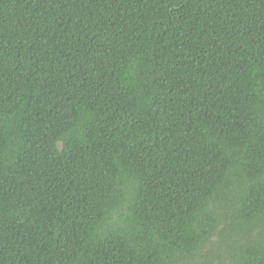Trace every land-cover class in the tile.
<instances>
[{"label":"trees","instance_id":"1","mask_svg":"<svg viewBox=\"0 0 264 264\" xmlns=\"http://www.w3.org/2000/svg\"><path fill=\"white\" fill-rule=\"evenodd\" d=\"M0 264H264V0H0Z\"/></svg>","mask_w":264,"mask_h":264},{"label":"rangeland","instance_id":"2","mask_svg":"<svg viewBox=\"0 0 264 264\" xmlns=\"http://www.w3.org/2000/svg\"><path fill=\"white\" fill-rule=\"evenodd\" d=\"M220 228H223V225H221V227Z\"/></svg>","mask_w":264,"mask_h":264}]
</instances>
